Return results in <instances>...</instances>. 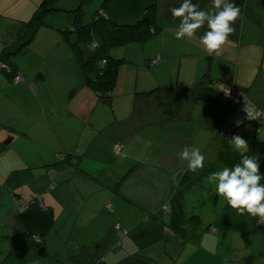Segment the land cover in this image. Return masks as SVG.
Returning a JSON list of instances; mask_svg holds the SVG:
<instances>
[{"label":"crops","instance_id":"0c3cea01","mask_svg":"<svg viewBox=\"0 0 264 264\" xmlns=\"http://www.w3.org/2000/svg\"><path fill=\"white\" fill-rule=\"evenodd\" d=\"M41 1L0 0V58L5 56V61L26 76L16 84L0 70V233L4 227L13 231L0 240L3 254L2 248L12 250L24 243H31L34 250V243L47 245L48 236L59 235L61 219L57 215L66 214L63 223L72 230L79 227L95 232L100 221L105 231L82 237L83 243L73 233L63 236L61 241L69 250L40 245L50 261L57 256L67 259L80 255L83 246H90V255L83 259L85 264L92 262L93 253L100 252L109 264H264V221L248 213L238 214L226 199L214 193V184L208 179L219 168L232 166L221 153L236 152L230 144L234 135L246 140V154L257 157L264 173V119L259 126L244 125L226 139L219 140L217 133L231 109L229 98L218 88L220 82L237 86L264 109V0H244L238 5L234 31L212 55L200 41L206 23L191 37H175L180 18L173 17L170 9L179 7L182 0H152L159 5L162 30L144 44L131 43L122 48V53L132 50L140 55L139 79L133 98L127 102L129 112L110 124L108 102L87 84L76 52L62 31L70 18L49 14L47 25L36 32L29 45L15 49L21 22L30 20ZM150 1L138 0L135 10L138 12ZM198 5L206 11L215 10L212 0H198ZM10 7L18 8L9 23L2 17L9 14ZM50 15L53 18H48ZM158 56L159 62L152 64ZM121 69L120 66L117 82ZM207 71L212 83L201 81ZM153 88L156 89L150 94H143ZM205 135L210 139L201 138ZM153 136L164 138L153 143ZM117 143L125 152L127 146H133L134 150L129 151L135 162L133 171L148 164V178L152 176L153 180L149 190L152 200L157 198V176L168 175L169 186L162 185L167 190L151 211H158L161 219L148 220L147 210H128L120 192L115 193L121 198L113 192H103L102 171L108 173V151L115 154ZM185 146L200 149L205 156L203 168L188 170V162L179 156ZM239 161L240 156L234 164ZM160 167L167 175L156 171ZM182 175L193 181L189 190L198 195L195 206L203 209L192 207V214L202 219L197 224L188 221L186 237L162 222L170 219V199ZM80 178L82 182H78ZM106 181L112 185L117 175ZM35 194L42 196L46 207L53 208L55 217L50 234L39 242L27 236L16 200H28ZM210 225L214 230L208 228ZM145 226L149 228L146 236L136 241L135 233ZM39 258L45 260L42 252Z\"/></svg>","mask_w":264,"mask_h":264},{"label":"trees","instance_id":"16d2710c","mask_svg":"<svg viewBox=\"0 0 264 264\" xmlns=\"http://www.w3.org/2000/svg\"><path fill=\"white\" fill-rule=\"evenodd\" d=\"M91 1L93 0H80L79 4L67 8L59 5L58 0H42L30 20L21 22L18 31L19 41L15 49H17V46L22 48L25 45H29L36 32L41 27L47 25L46 17L49 14H60L62 12L71 13L72 19H70L69 23L62 29L65 38L76 52L87 84L91 86L101 100L111 102L117 83L119 67L126 60L123 55H120L122 54V46H127L131 43L144 44L162 30L159 17V5L157 1L149 2L141 17L136 19L128 18L127 21H118L113 19L109 14V0H104L100 8L93 12L91 19L86 21L85 5ZM243 1L244 0H235V4L237 6L241 5ZM194 2L198 3V0H194ZM86 47L88 48L86 49ZM116 47L121 48L117 51ZM2 57L0 58V64L4 63L8 67L4 68L0 66V70L7 72L12 77V81L16 83L15 76L21 71H16L11 64L4 60L5 56L3 59ZM156 58L151 61L152 64H155L153 61ZM158 58L160 60L159 56ZM210 76L208 71L205 72L201 81L205 79L212 83ZM155 89L148 90L143 94H150ZM138 94L139 92L136 91L135 95L137 96ZM249 123H255L259 126L261 121L248 122L241 125L239 128ZM237 130H235L234 133ZM121 154L124 155L123 149L122 152L117 155L119 156ZM192 182L191 178L186 175H182V177L179 178L170 199V219L167 218L168 220H162L164 224H167L184 237L187 236L186 229L188 221L200 223L202 219L199 214L188 216L186 212L185 195L190 189ZM261 183H264V180H261ZM16 200L20 201L17 210L27 236L35 240L39 239L37 240L38 242L45 239L54 226L55 217L53 208L46 207L43 204V199L40 194H35L28 200L18 197H16ZM22 203L24 209L19 210V205ZM161 218V214L156 211L150 212L147 219L152 220ZM116 225L118 228H121L120 224ZM213 227L214 226L210 225L208 228L212 230ZM148 230V226H145L141 231L135 233L134 239L136 241L141 240V238L146 236ZM124 231L125 234L129 233L128 230ZM90 250V246H83L80 255H71L67 259L57 258L55 261L56 263L85 264L83 259L90 255ZM103 255L102 252L93 253V255H91L92 262L90 264H109L104 260Z\"/></svg>","mask_w":264,"mask_h":264},{"label":"rangeland","instance_id":"374dc122","mask_svg":"<svg viewBox=\"0 0 264 264\" xmlns=\"http://www.w3.org/2000/svg\"><path fill=\"white\" fill-rule=\"evenodd\" d=\"M5 1H7L9 3V2H12L13 0H5ZM103 1L104 0H98V1L93 0L90 3H87L85 5V12H86L85 20L86 21H89L91 19L93 12L96 9L100 8ZM79 2H80V0H58L59 5L67 7V8H70L76 4H79ZM137 3H138V0H109L108 11H109V14L112 15L111 17H113V19L118 20V21H127L128 20L127 17L131 13L137 12V10H135V9H137V6H136ZM146 5L147 4H143L142 6H140L142 8L140 10L138 8V12L131 19H136V18L141 17V15L144 12ZM6 7H8V6H5V9H6ZM17 8L18 7H15V8L10 7L9 8L10 9L9 14L4 15V17H2L3 21L10 23V21H11L10 17H12V12L16 11ZM131 15H133V14H131ZM56 16H63V18L72 19L71 13H67V12H62V13H60V15L56 14ZM48 18H53V16L50 15ZM66 21H68V20L66 19ZM136 44L138 45V43H136ZM123 47L125 48L126 46H122V48ZM87 48L88 47H86V49ZM116 48L115 49L117 51H119L121 47H116ZM129 49L131 50V47ZM120 55L126 56V60L120 65L122 69L120 72V76H119L117 85H116L114 92H113V98H112L113 101L108 102V105H107L108 123L109 124L113 123V122L116 123L117 117H120L121 115H123V113L129 112V108H127V102H128V99L133 98V95H134L133 92H134V89H136V84H137L138 79H139L137 68L139 67V61L141 60L140 55L134 54L132 52V50L129 52V54L124 52ZM18 57H16V60H18ZM144 66L145 67L147 66L146 61H145ZM142 72L143 71H141L140 73L142 74ZM224 120H223V122H224ZM203 137H205V139ZM159 138H160V140H162L164 138V136H153V139H155V141H153V143L159 142L160 141ZM201 138H203L204 140H209L210 135L201 136ZM221 138L222 137H219V140H221ZM140 143L142 144V142H140ZM137 147H138V145H137ZM127 149H128L127 152L123 151L124 155L121 154L119 156L116 155L115 151H114L115 154H112V150H111V154L108 151L107 165H108L109 170H108V173H105L104 171H102L103 172L102 178L104 181L103 182L104 185H102L103 192L108 193L109 195H111V193L113 192V194H116L120 198L122 196H119L117 193L118 192L122 193L125 198H121V200H122L121 202L124 205L128 206V208H127L128 210H133L136 213H141L142 210H147V211L151 212V211L155 210L154 207H156L157 201H161V197L164 196V191L167 190L166 188L162 187V185L164 184L166 186H169V182L167 180L168 175L163 170V167L156 169V171H161V172L163 171V174L167 175V176H166V178H163L161 176H157V179L155 182V184H156V196L155 197H157V198H156V200H152V195H150L149 190L151 189V186H152L151 183H153V180H152V176H150V179L148 178V174H151V171H149V169H148L149 166H148V164H143V166L139 167V169L137 171H133L135 162L131 161V158H130L131 154H129V151H132L134 149H133L132 145L127 146ZM221 154L224 155L222 157V159H226V161L232 163V165L236 162L237 158L240 156V153H238V152H235V153H230V152L229 153L228 152L223 153L222 152ZM88 157H89V155H88ZM234 157H235V159H234ZM124 165H127L125 167V170L123 172H121L120 174L119 173L117 174V171L119 172L120 168H122ZM127 171H128V173L125 175V173ZM114 175H117V181L111 185V183L109 184L106 181V179L109 181L113 178ZM137 180H139V182ZM78 182H82L81 178L78 180ZM93 184L95 185V183H93ZM74 185H75V183H74ZM171 185L173 186L172 183H171ZM193 191L194 190H191V191L188 190L186 192V195H185L186 196L185 208H186L187 212L189 213V214H187L188 216L193 215L192 213H194V212L192 211V207H194L196 204H198L197 203L198 201L196 200L198 195H196V192H193ZM115 192H117V193H115ZM166 199H168V198H166ZM113 205L115 207L114 203H113ZM120 208H121L123 213L126 212V210L123 207H120ZM137 208H140V210H137ZM195 208H199L201 211L203 210L202 206H199V205L195 206ZM65 215H62V216H61V214L57 215L61 219V220H58V224H59L58 225V227H59L58 233H59V235L54 233L56 236L54 238H51L50 237L51 235L48 236L46 238L47 245L45 243L43 245L34 243L37 246V247H35V250L30 247V246H32L31 243H24L22 245H18L16 249H12V250H11V248L10 249L2 248V250L5 251V254H3V252L0 250V264H65V263H60L58 261H57L58 263H56L55 259L59 258L57 255H56L57 257H55V259H52V261H50L48 256L45 255V250L40 249V245L44 246V247H51L52 246L51 247L52 249L64 248L65 250L66 249L69 250L67 243H65L63 240H62L63 243L66 245L64 246L62 244L61 238L63 236H66L69 233H73L74 237L80 239L79 243H83L82 239L83 240H85V239L82 237H86V235L93 237V235H95V234L100 235L103 231H105V226L103 227V225L100 224V221H99V224L96 226L97 229L95 230V232L83 231V230H80L79 227L75 228V230H72L69 227L70 225L63 223V219L67 217ZM207 216H208L207 218L209 219L210 215L207 214ZM101 219L104 220V218H101ZM190 222H192V221H190ZM193 224H197V223H193ZM115 225L116 224H114V227H115ZM109 227L113 228L112 224H110ZM116 227L118 228L117 225H116ZM9 233H13L12 229H8V228L4 227L2 232L0 233V240L4 239L5 235H8ZM57 243H58L57 246L53 245V244H57ZM2 245H3L2 247L5 246V241ZM41 252H42L43 258L45 260H43L42 258H39V256H41Z\"/></svg>","mask_w":264,"mask_h":264},{"label":"clouds","instance_id":"9594fccd","mask_svg":"<svg viewBox=\"0 0 264 264\" xmlns=\"http://www.w3.org/2000/svg\"><path fill=\"white\" fill-rule=\"evenodd\" d=\"M214 9L199 8L194 0H182L179 7L170 9L173 17H179L177 39L191 37L205 23L207 29L200 36V41L209 55L218 50L234 31L233 22L237 19L240 8L235 0H212ZM240 121H237L239 124ZM234 151L240 153V161L231 167L224 166L209 174L208 179L214 184V193L227 200L228 205L238 214L248 213L264 221V173L255 155H247L249 148L244 138L234 135L230 138ZM182 160L188 162V170L195 172L204 167L205 156L198 147H187L179 153Z\"/></svg>","mask_w":264,"mask_h":264},{"label":"built area","instance_id":"2783aa9c","mask_svg":"<svg viewBox=\"0 0 264 264\" xmlns=\"http://www.w3.org/2000/svg\"><path fill=\"white\" fill-rule=\"evenodd\" d=\"M158 61L159 58L157 57L153 61V63H156ZM0 66L4 68L8 67L4 63L0 64ZM25 78V73L20 72L15 76V82H22L25 80ZM218 88L224 96L229 98L231 102L230 112L227 114L224 122H222L217 132L220 137L224 139L228 138L231 134L234 133L235 130H237L241 125L245 123L263 121L264 110L255 105L243 90L233 84L226 82H220L218 84ZM237 121H240V123L237 124ZM122 149L123 145L121 143L116 144L114 147V151L116 154H120L122 152ZM19 202L20 201L17 200V203ZM19 206V210L24 209L23 203ZM212 230H214V228Z\"/></svg>","mask_w":264,"mask_h":264}]
</instances>
